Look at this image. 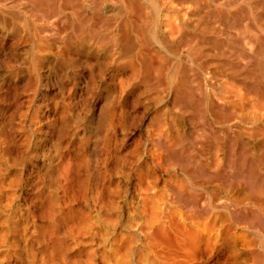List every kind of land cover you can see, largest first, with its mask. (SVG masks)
Here are the masks:
<instances>
[{"label":"bare ground","instance_id":"1","mask_svg":"<svg viewBox=\"0 0 264 264\" xmlns=\"http://www.w3.org/2000/svg\"><path fill=\"white\" fill-rule=\"evenodd\" d=\"M0 264H264V0H0Z\"/></svg>","mask_w":264,"mask_h":264}]
</instances>
